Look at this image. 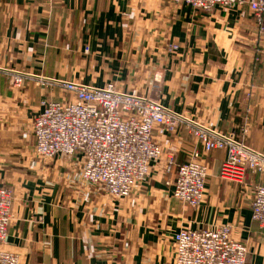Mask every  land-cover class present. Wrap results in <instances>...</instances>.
Returning a JSON list of instances; mask_svg holds the SVG:
<instances>
[{
  "label": "crops",
  "instance_id": "0c3cea01",
  "mask_svg": "<svg viewBox=\"0 0 264 264\" xmlns=\"http://www.w3.org/2000/svg\"><path fill=\"white\" fill-rule=\"evenodd\" d=\"M62 82L112 83L178 117L153 132L163 158L130 196L82 183L78 154L34 153L33 119L66 96ZM192 124L264 154V18L247 4L206 12L172 0H0V186L13 192L2 247L19 264H172L175 233L222 224L247 247L246 264H264L250 208L264 176L219 179L226 152H204ZM193 152L209 175L198 209L171 196Z\"/></svg>",
  "mask_w": 264,
  "mask_h": 264
},
{
  "label": "built area",
  "instance_id": "2783aa9c",
  "mask_svg": "<svg viewBox=\"0 0 264 264\" xmlns=\"http://www.w3.org/2000/svg\"><path fill=\"white\" fill-rule=\"evenodd\" d=\"M172 1L206 12L247 4L258 23L264 18V0ZM13 82L19 85L21 80L14 78ZM62 85L68 97L46 101L33 119L34 153L41 159L78 154L81 162L78 175L82 183L99 186L112 198L130 196L163 158L153 132L174 129L178 117L159 102L122 93L111 83L103 88L76 82ZM191 127L204 152L225 150L219 179L242 183L248 172L264 176V155L247 147L242 136L222 135L195 124ZM208 176L199 153L193 152L178 167L171 185L172 198L198 208L205 199ZM12 203L13 192L0 186V264H19L18 255L2 247L7 240ZM250 208L252 221L264 231V183L255 186ZM172 239V264L246 263L247 248L232 238L228 224L206 230L183 228Z\"/></svg>",
  "mask_w": 264,
  "mask_h": 264
},
{
  "label": "rangeland",
  "instance_id": "374dc122",
  "mask_svg": "<svg viewBox=\"0 0 264 264\" xmlns=\"http://www.w3.org/2000/svg\"><path fill=\"white\" fill-rule=\"evenodd\" d=\"M13 78H19L20 80H21V77H17V76H15V77H13ZM22 81V80H21ZM108 84H110V83H108ZM112 84V83H111ZM81 85H83V84H81ZM107 85V84H106ZM61 89H62V91L63 92H65V94H66V96H63L62 98H60V99H58V100H63V99H65V98H67L68 97V93L64 90V86L61 84L60 86H59ZM58 100H55V101H58ZM49 101H54V100H49ZM46 101H44L43 103H45ZM42 103V104H43ZM236 135V134H235ZM238 137V136H237ZM245 143V142H244ZM246 145V144H245ZM247 146V145H246ZM248 147V146H247ZM250 148V147H249ZM251 149V148H250ZM253 150V149H252ZM261 154V153H260ZM262 155H264V154H262ZM246 176V175H245ZM171 196H172V192H171ZM174 199V198H173ZM175 200V199H174ZM203 203V202H202ZM201 203V204H202ZM182 204V203H181ZM182 205H184V204H182ZM189 207V206H188ZM200 207V206H199ZM198 207V208H199ZM250 207H251V205H250ZM191 208V207H190ZM198 208H195V209H198ZM193 209V208H192ZM256 224V223H255ZM222 225H225V224H222ZM257 225V224H256ZM221 226V225H220ZM258 226V225H257ZM202 230H206V229H202ZM242 243V242H241ZM243 244V243H242ZM247 248V247H246ZM247 254H248V250H247ZM246 259H247V257H246ZM246 264V263H245Z\"/></svg>",
  "mask_w": 264,
  "mask_h": 264
},
{
  "label": "bare ground",
  "instance_id": "6f19581e",
  "mask_svg": "<svg viewBox=\"0 0 264 264\" xmlns=\"http://www.w3.org/2000/svg\"><path fill=\"white\" fill-rule=\"evenodd\" d=\"M63 83V82H62Z\"/></svg>",
  "mask_w": 264,
  "mask_h": 264
}]
</instances>
